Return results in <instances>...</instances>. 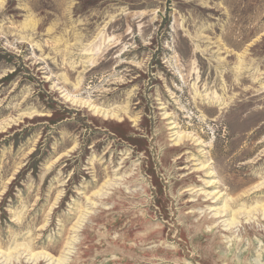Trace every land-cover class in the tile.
Listing matches in <instances>:
<instances>
[{
  "label": "rangeland",
  "instance_id": "obj_1",
  "mask_svg": "<svg viewBox=\"0 0 264 264\" xmlns=\"http://www.w3.org/2000/svg\"><path fill=\"white\" fill-rule=\"evenodd\" d=\"M0 252L264 264V0H0Z\"/></svg>",
  "mask_w": 264,
  "mask_h": 264
},
{
  "label": "bare ground",
  "instance_id": "obj_2",
  "mask_svg": "<svg viewBox=\"0 0 264 264\" xmlns=\"http://www.w3.org/2000/svg\"><path fill=\"white\" fill-rule=\"evenodd\" d=\"M197 96V95H196ZM205 97V96H204ZM195 99H196V97H195ZM210 99V98H209ZM207 100V99H206ZM211 100V99H210ZM200 103H197V102H195V106H199L200 107V105H199ZM87 105V104H86ZM163 107V106H162ZM216 107H220V105H219V99H217V97H216V95H215V108ZM90 108V107H89ZM212 108H213V106H212ZM114 115V114H113ZM107 116V115H106ZM111 116V115H110ZM113 117H115V115L113 116ZM110 118V117H109ZM120 119V118H119ZM120 121H121V119H120ZM10 122V121H9ZM12 122V121H11ZM15 124V123H14ZM171 124V127H170V130H174V129H176L177 128V126L178 125H176L177 123H174V122H172V123H170ZM179 128V127H178ZM178 131V130H177ZM176 132V131H175ZM176 135V138L174 139V141H175V145L173 146V148H172V150L173 151H176V150H179V147H187V146H189V142H191V141H193V142H198V140H196V139H194L193 137H191L190 135H182V136H178V134L177 133H175ZM174 143V142H173ZM191 144V143H190ZM197 145V144H196ZM200 145V144H199ZM205 167V166H204ZM203 167V168H204ZM185 169V168H184ZM205 169V168H204ZM202 170V169H201ZM211 175H212V173H210ZM207 175V174H206ZM210 176V175H209ZM110 183V182H109ZM215 183V185H216V181L214 182ZM106 184V183H105ZM109 186V185H108ZM262 186V185H261ZM102 190V189H101ZM207 192V191H206ZM205 192V194H206V198L208 199V200H206V202L207 203H210L211 201L213 202V203H215V205H217V203H219V201H220V199L221 198H223V196L222 195H224V194H222V193H220V192H214V193H206ZM103 193V192H102ZM222 194V195H221ZM99 195V194H98ZM156 198V197H155ZM213 200H215V202L213 201ZM202 204V203H201ZM257 206H258V204H256ZM227 207H229V206H227V204L225 205V206H223L222 208H219V209H214V210H212V206H208V209L210 210V211H213V212H211V213H213V218L212 219H210V223L211 224H213V226H215L218 222H221L220 220H222L223 218L225 219V217H227V215H228V208ZM255 208V207H254ZM253 209V208H252ZM252 209H251V212H252ZM256 209V208H255ZM261 209V208H260ZM245 212L246 211H244V213L242 212V213H240V212H238L237 214H235L236 213V211H235V213H233L232 215H231V219L230 220H223L224 221V224H225V228L227 229L226 231H235V229L237 228V225H239L240 224V222L238 221V217L240 216V215H242V214H245ZM154 213V212H153ZM210 213V214H211ZM257 213V212H256ZM246 214H247V212H246ZM206 216V215H205ZM230 216V215H229ZM247 217H248V222H251V217H250V215H248L247 214ZM229 218V217H228ZM205 222H207V219H205L204 221H203V223H205ZM223 227V228H224ZM208 230H209V228H208ZM162 233V232H161ZM226 236V235H225ZM180 239V238H179ZM68 246V245H67ZM173 248V247H172ZM17 249V248H16ZM1 253V252H0ZM17 253V252H16ZM178 253V250L176 249L175 251H173V254H177ZM8 254V253H7ZM12 254H14V253H12ZM11 254V255H12ZM30 254H32V252L30 253ZM41 256V255H40ZM39 255H32L31 256V259L33 260V263H36L37 264V262L39 261V259L41 258ZM43 256V255H42ZM49 256V255H48ZM7 257V256H6ZM29 257V256H28ZM17 259V258H16ZM66 260V259H65ZM49 262V261H48ZM65 262L66 261H64V260H62L61 259V257H60V259L59 260H57V262H56V264H65ZM39 263V262H38Z\"/></svg>",
  "mask_w": 264,
  "mask_h": 264
}]
</instances>
